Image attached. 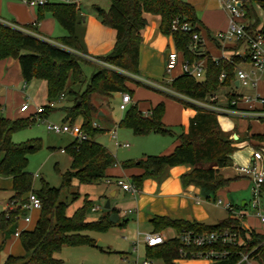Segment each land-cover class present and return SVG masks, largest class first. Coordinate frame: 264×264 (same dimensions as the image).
I'll list each match as a JSON object with an SVG mask.
<instances>
[{"label": "trees", "instance_id": "obj_1", "mask_svg": "<svg viewBox=\"0 0 264 264\" xmlns=\"http://www.w3.org/2000/svg\"><path fill=\"white\" fill-rule=\"evenodd\" d=\"M260 6L264 9V2L260 1ZM37 8L38 19L45 11L50 12L66 31L65 35L56 38L54 41L58 44H55L0 22V60L16 59L24 81L43 80L49 103L69 89L70 78L71 84L78 86V90L69 89L72 105L64 108L66 117L73 122L77 116H81V129L88 138L82 141L73 139L65 147L71 164L70 169L61 174L62 182L59 187L50 186L41 180L40 187L34 189L33 174L26 169L27 156L39 149L40 142L30 140L17 143L11 139L13 132L30 126L34 119L32 115L6 118L1 113L0 106V175L11 178L12 195L7 200V207L10 204L15 205L12 209L8 207L9 209L0 212V232L3 237L15 232L17 220L25 212L22 205L27 202L29 193L36 194L41 202L34 227L23 229L18 234L20 244L28 257L8 255L4 264H60L61 259L56 257V253L63 245H95L96 241L85 234L86 231H103L111 226L123 227L126 224L125 219L112 223L109 220V212L97 220L87 221L86 211L92 200L84 201L71 215H67L69 203L60 201V193L62 189L71 185L72 180L79 184H90L106 179L108 177L106 169L116 163L114 155L94 140V135L99 131L96 126H92V114L96 107L91 99L92 95L96 94L109 96L113 92L131 93L127 87L129 77L123 72L130 74L138 72L140 31L145 25L144 12L160 16V32L172 36L175 49L184 59L191 62L203 59L206 63L204 75L200 79L187 74L174 77L170 85L175 91L206 101L219 86L231 85L235 78L233 63L222 58H214L206 51L194 53L189 49L191 33L199 31L196 26L199 20L194 7L186 0H109L107 9L94 5L93 11L100 22L116 31L113 48L98 58L116 69L98 68L86 83L80 66V61L85 62L81 59V54H84L85 50L82 41L83 16L79 7L74 3L51 2ZM245 8L246 15L251 17L250 6ZM175 16L191 23L193 30L170 33V24ZM22 27L34 29L33 25ZM223 72L225 77L220 81L219 75ZM226 96L227 103L231 106L230 102L236 95L234 92H228ZM180 102L191 106L196 112L189 118L186 131L177 135L179 144L172 152L148 154L137 160L122 161L120 165L123 168L136 166L142 169V173L130 177V182L139 189L144 179L159 177L169 167L186 164L191 166V169L181 175L182 184H193L214 194L231 180L221 175L219 169L232 165L231 155L237 150L236 143L247 139L234 140L229 132L221 128L219 114ZM44 106L45 111L40 114L42 116L53 109L50 105ZM164 111L163 102L157 103L146 114L140 111L137 103H133L125 109L118 126L130 128L136 135L152 132L172 135V129L162 121ZM261 121L264 124V119ZM249 137L264 144V131L251 133ZM257 148L264 153V147ZM112 211L119 213L117 208H113ZM149 222L154 232H163L171 228L177 234L154 246L145 245L146 257L162 259L164 264H177L175 260L181 258L179 248L182 244L178 234L189 229L204 232L225 227L237 231L241 236V242L217 244L216 248L225 249L229 253L224 258L201 264H236L244 253H250L257 264H264V233L245 230L238 219L230 216L215 225L160 215L153 216ZM183 249L189 251L187 248Z\"/></svg>", "mask_w": 264, "mask_h": 264}, {"label": "crops", "instance_id": "obj_2", "mask_svg": "<svg viewBox=\"0 0 264 264\" xmlns=\"http://www.w3.org/2000/svg\"><path fill=\"white\" fill-rule=\"evenodd\" d=\"M83 1L84 0H80L78 7L80 9L81 15L83 16L82 41L85 50L84 55L92 58L98 57L108 53L113 48L115 43L116 31L112 27L103 25L100 22L99 18L95 15V12L93 11L92 7L96 5L97 7L107 9L109 4L106 7H104L98 2H93V0L92 2L87 4L83 3ZM186 1L192 5L191 0H186ZM143 16L145 18V25L140 31L141 43L139 48V66H138V72L134 74L135 76L134 82L136 84L127 85L128 89L131 90V93L128 92L131 96V101L125 105L122 104V107L123 110L125 111V109L130 104L137 103L140 111L146 114L148 113L149 109L155 106L157 103L163 102L165 106V111L162 121L166 126L172 129L173 134L164 135V134L152 132L145 135H139V138L136 139V142H138V148L134 152V154H131L132 158L135 160L139 159L138 158L139 156L143 157L144 155H148V154H168L172 152L174 147L177 144H179V139L177 138V135L181 132L186 131L189 118L196 112V110L191 106H186L182 102H180V100L171 98L157 89H154L148 85L145 86H147L151 90L149 89L147 90L141 86H138V84L139 85L142 84L139 82L138 79L149 80L151 82L158 83L162 79L165 80L173 79L174 77L181 74L180 69L176 68L175 70L172 71L171 74H168V77L165 76L166 55L169 50L175 48L172 36L165 35L160 32L159 15L144 12ZM251 18H253L252 15ZM0 19L6 23H13L18 26L33 25L34 23L33 25L34 29L32 30L36 32L41 38L47 39L49 41L50 40L54 41L56 38L63 36L66 33V31L59 25V23L55 20V18L51 15L50 12L45 11L42 17L38 19V8L34 6H29L23 3L21 0H0ZM198 20L199 21L197 22L196 26L198 27L199 35L203 39V51L208 52L214 58H219L220 56H222L223 52L219 49V46L214 39V36L216 32L222 31L227 27L228 18L226 13L222 10V8L218 3L217 6L212 7V9L205 14V18L201 17L198 18ZM210 44L215 45L219 53L218 56H213L210 53V50L208 48V45ZM178 53H179V57L183 58L181 53L180 52ZM235 81L236 80L233 79L230 86H232L233 84L235 85ZM23 82L24 80L21 76L19 64L16 59L5 58L0 60V85H3L5 87V95L0 96V105L5 101L6 96L10 97V93H11L10 87L19 86ZM27 82L28 81H26V87H27ZM68 82H71L70 78ZM140 90L145 91V94L140 93ZM216 91L210 97H208L207 100L211 101V103L216 104L218 106L226 107L228 105L227 97H226V104L219 105ZM229 92H233V90ZM113 93L117 94L122 92H113ZM61 96H64V94H62ZM109 96H112V93ZM25 101H26L25 99H21L19 104L15 105V108H13V110L11 108L7 111L6 109H4L3 116L6 118L14 119L18 117H26L28 116L27 113L31 114L34 111L35 106L33 107L29 106V109L24 112L19 110L20 105ZM50 103H53L52 106L54 107V102L51 101ZM170 106H174L178 114L180 115V121L182 122L180 132H176L173 129L174 125H171V122H169L167 119L166 112ZM98 115L101 117H105V114L100 110L98 111ZM118 122L114 124L118 126ZM96 126L99 127V125L97 124ZM220 126L224 131L229 132L230 134L234 130V129L223 128L221 124ZM100 129L102 131L104 130L102 128ZM110 131L114 132L115 135L114 144L116 147H122V148L130 147V144L128 142H122L118 140L116 136L117 132L115 131V129H112ZM251 133L253 132H250V134ZM238 138L239 137L236 134L233 135L234 140H237ZM246 142L247 140L240 141L236 143V146H237V150L243 147H247L249 149V156L246 161L247 163L253 149L255 148L249 147V145L245 144ZM116 143L119 144L116 145ZM123 144H127V146ZM260 147H264V145ZM256 149L261 150L257 147ZM107 150L110 153H112L109 149ZM237 150H235L231 155L232 160L234 153ZM120 162H117L116 160V163L114 164L117 165L116 167H118V170L114 171L111 168V166L106 169V175L108 177L104 179V181L107 185L112 186L109 189L110 207L112 209L113 208L120 209L121 205H124L123 212L131 215L130 218L129 217L125 218V220H127L126 224L120 228L124 229L123 230V232L125 233L124 237L134 245L135 251H137L138 243L143 242L142 233L153 231V228L149 221L155 215L167 216L171 219H183L187 221L195 220L198 222L205 223L207 225H215L219 221L229 216L235 218V216L232 215V212L225 208L226 204L231 205L234 212L235 211L237 213L242 212L241 214H243V218L246 217L245 213L243 212L246 209L249 210L248 208L249 199L242 200L241 204L238 205L239 200H237L238 198L236 196V191H237L236 184L238 182L233 181L234 179L237 178H244L247 181H249V179L239 175L236 170H235L236 174L234 173L233 176L226 173H222L223 171L225 172L226 167L219 169L221 175H223L224 177L231 178V180L225 187L217 190L214 194L193 184H188V185L182 184L181 175L187 173L191 169V166L186 164H180L169 167L159 177L144 179L141 187L137 189L135 193H132L129 191H124L119 185L115 183V180L119 178L124 181L130 182V177L132 175H137L142 173V169L136 166L130 168H123L120 165ZM263 167H264V153H263ZM10 183H11V178H10ZM248 185H250V181L248 182ZM217 201L220 202L217 203ZM263 201H264V183H263ZM95 208L98 209V207ZM36 210L37 209H33L30 211V213H34ZM107 212L114 213L112 210L110 211L107 210L104 214H106ZM117 214H118V219H120L119 213ZM251 216L255 221L257 220V217L252 212H251ZM235 219H238L240 222L239 217ZM31 220H32V216L30 215L29 222H31ZM129 220H131L132 223H128ZM240 225L245 230H253L260 234L264 233V226L259 224L258 221L250 225H245L242 222H240ZM260 225L262 227H260ZM32 228L33 227L28 226L25 229H32ZM16 231H21V230H18L16 227L15 232ZM15 232L5 237H3V235L0 232L1 235L0 238L2 239L1 248L4 246L6 242L10 241V237L12 235L15 236L17 240H19L18 235H15ZM9 251H11V253L7 254L4 257V260L0 259V264H4L5 259L8 255L24 256L25 258L28 257V254H26L25 251L24 254H18V252L13 249H9ZM187 264H201V263L192 262Z\"/></svg>", "mask_w": 264, "mask_h": 264}, {"label": "rangeland", "instance_id": "obj_3", "mask_svg": "<svg viewBox=\"0 0 264 264\" xmlns=\"http://www.w3.org/2000/svg\"><path fill=\"white\" fill-rule=\"evenodd\" d=\"M246 2L251 10H252V20L254 21L251 25H258L259 23L264 22V9L260 6V1L264 2V0H243ZM92 2V0H84L83 3L87 4ZM93 2H98L102 6L106 7L109 4V0H93ZM192 6L195 9V13L198 18L204 17L205 14L208 13L212 7L217 6L218 2L216 0H191ZM52 43L58 44L56 41H51ZM219 49L224 52L225 55H229L232 48H237V46H222L218 45ZM210 53L213 56H218V51L214 44L208 45ZM80 66L83 72V76L85 78V83L89 82L92 74L96 72V69L102 67H112L110 64L101 60L98 57H88L84 54H81ZM240 67L244 69H248L249 65L247 63L240 64ZM123 72V71H122ZM125 75L129 77L127 82L128 84H136L134 81V74H130L127 72H123ZM166 73V71H165ZM168 77V74L165 75ZM172 79H162L158 82L160 89L163 94L174 98L176 100H181L183 94L175 91L170 83ZM69 89L76 91L78 90V86H74L71 82H68ZM21 83L19 86H11L10 97H5V101L0 105L1 113L3 114V110H9L10 108L13 110L15 105L19 104L21 99H25L26 102L30 104V106H41V105H50L47 102L46 98V85L43 80L32 79L27 82V87L22 88ZM138 86L143 87L144 89H149L147 86L138 84ZM69 89L64 91V96H59L57 99L53 100L54 107L53 109L48 111L47 115H32V119H34L33 124L30 126L15 131L11 135V139L13 142H25L30 140H39L40 147L36 151L28 154V164L27 170L33 174V187L34 189H38L41 185V180L47 182L50 186L59 187L62 182L61 174L70 169V156L66 151H61V149H65V146L73 140V136L70 134H55L46 129V125L48 123H62L69 122L66 117L65 107L72 105V95L69 92ZM151 90V89H149ZM235 93L236 98L239 95L256 97L258 95H264V72L257 73V84L255 87L251 86H219L216 95L218 97L219 105L226 104V93L232 91ZM128 93L129 91H125ZM123 93V92H122ZM122 93H112V96H102V95H92V103L96 107V111L92 114V122H95L99 125L100 128L104 129L103 131L97 127L98 133L94 135V140L104 147L109 149L112 154L116 157L117 162L127 161V160H135L132 158L131 154L138 148V142L136 139L139 138V135H136L132 132L130 128L127 127H118L116 124L124 113L121 95ZM130 93V92H129ZM140 93L145 94V91L140 90ZM5 95V87L0 85V96ZM141 100V99H140ZM143 100V99H142ZM206 103H211V101L206 100ZM241 103V102H240ZM98 108L101 112L105 114V117H101L98 115ZM47 109V108H46ZM28 116L30 115L27 113ZM167 119L171 122V125H174L173 129L176 132L181 131L182 122L180 121V115L178 114L176 108L174 106H170L166 112ZM264 119V116H246V115H220L219 120L220 124L223 128L234 129L232 131L231 137L236 134L239 138L247 139L245 144L249 145L251 148L260 147L264 145L262 142H259L255 139H251L249 137L250 132L253 133H262L264 131V124L261 121ZM178 120V121H177ZM74 124H81L82 117L77 116L73 121ZM248 125H250V129L247 130ZM93 126V123H92ZM94 127V126H93ZM115 129L117 132L118 140L122 142H128L130 144L129 148L116 147L114 144L115 135L114 132L110 130ZM249 156V149L247 147H243L238 149L233 156L232 165L226 167L225 172L229 175H233L235 173L234 166L246 163L247 158ZM139 156L138 158H140ZM117 165L111 166V168L116 171L118 170ZM37 173V176H34ZM236 174V173H235ZM234 176V175H233ZM233 181H237L236 184V196L238 201V205L241 204V201L244 199H249L250 197V185L244 178H237ZM112 186H109L105 183L104 180H101L96 183L83 184L77 183L75 180H72L71 185L68 188H64L60 193V201H64L69 203L68 208L66 209V214L71 215L73 211L81 206L84 201L92 200L91 205L88 207L86 211V220L93 221L97 220L100 216L104 215L107 211L104 208V204L107 199H109V189ZM249 187V188H248ZM12 195L10 178L7 176L0 175V212L6 208H14V204H10L8 207L6 206L8 198ZM112 203V200H111ZM95 207L98 209L94 210ZM8 208V209H9ZM124 205H121L119 209V221L124 220L127 217H131L130 214L124 213ZM242 213V212H241ZM243 213H245L246 217L239 216L240 222L245 225L253 224L256 221L259 224L264 226V223H261L258 219L255 221L251 216V211L246 209ZM31 215V222H25L23 217L25 215ZM39 210H36L34 213H30L29 211L23 212L16 223V227L18 230H23L28 226L34 227L35 222L38 218ZM128 223H132L129 220ZM260 225V227H262ZM124 229L119 226H111L103 231L96 230H88L85 234L92 237L96 242L100 241L104 243L105 246L97 247L96 245H88V244H79V245H63L59 252L56 253V257L61 259L60 264H129L131 261L135 260H143L146 258L145 255V246L143 242H139L137 246V251L134 250V245L128 241L123 232ZM167 238L176 236V232L168 228L162 232ZM1 236V235H0ZM141 238V237H140ZM2 239L0 238V259L4 260V257L7 254H10L11 251L9 249H13L18 252V254H24V250L17 238L15 236L10 237V241L6 242L4 246L1 248ZM148 258V257H147ZM149 264H164L162 259L159 258H148ZM192 262L205 263V260L202 259H184L179 258L176 260L177 264H187Z\"/></svg>", "mask_w": 264, "mask_h": 264}, {"label": "built area", "instance_id": "obj_4", "mask_svg": "<svg viewBox=\"0 0 264 264\" xmlns=\"http://www.w3.org/2000/svg\"><path fill=\"white\" fill-rule=\"evenodd\" d=\"M23 3L39 7L51 2L61 3H74L77 7L80 0H21ZM222 10L226 13L228 22L227 27L215 33L214 39L218 45L222 46H237L232 48L229 55H225L224 52L222 58L229 63L234 64L235 80L238 81V85L255 87L257 84V73L264 72V22L258 25L253 24L251 17L246 15L245 6H249L243 0H216ZM0 22L10 25L13 28L21 30L23 32L37 35L33 31L26 29L25 27L15 25L13 23H6L0 19ZM34 25V23H33ZM193 30V26L186 20L175 16L170 24V33L176 31L190 32ZM40 37V36H39ZM44 39V38H43ZM47 40V39H46ZM189 49L194 53L203 52V39L199 35V32L193 31L191 33V41ZM247 63L249 68L246 70L240 67V64ZM176 68L180 69L181 74L192 75L197 79L203 77L206 63L203 59L191 62L188 59L180 58L178 51L174 48L169 50L166 55L165 70L167 74H171ZM225 73L219 75V80L224 79ZM140 83L148 85L154 89L161 90L160 86L156 82L149 80L138 79ZM26 87V81L23 82L22 88ZM181 100L190 105H194L205 111H213L219 115H246V116H264V95H258L256 97L239 95L237 99H232L230 105L221 107L213 103H206V101L197 100L189 96H182ZM122 104L125 105L131 101L129 93L123 92L121 95ZM241 102V103H240ZM53 103H50L52 106ZM29 103L24 102L20 105L19 110L24 112L29 109ZM233 106V107H232ZM45 111V106H35L34 111L30 115H40ZM93 126H96L93 123ZM46 129L55 134H70L73 139L77 141L86 140L88 135L82 131L81 124H74L72 122L62 123H48ZM119 143H116L118 145ZM127 146V144H123ZM65 151V149H61ZM235 170L242 177H246L250 181V198L248 201L249 210L257 217V219L264 223V201H263V183H264V167H263V153L261 150L253 149L251 156L247 163L235 166ZM37 176V173L34 175ZM115 183L119 185L124 191L135 193L137 188L128 181L122 179L115 180ZM220 201H217L219 203ZM25 211H31L33 209L39 210L41 208V202L34 193H29L27 202L22 205ZM225 208L232 212L235 218L242 216L243 214L233 211L231 205L226 204ZM96 209V208H94ZM25 222L30 221V215L23 217ZM19 231L15 232L18 235ZM167 237L162 232H144L142 233V240L147 246H154L162 243ZM178 239L182 244L179 248L181 258L184 259H202L206 262H212L224 258L229 252L225 249H218L215 246L217 244H234L241 242L240 234L228 227L215 230L198 232L193 229L185 230L178 234ZM187 248L189 251H185ZM150 261L146 257L143 260L137 258L131 261L129 264H149ZM236 264H257L255 260L250 256V253H244L241 255L240 260Z\"/></svg>", "mask_w": 264, "mask_h": 264}, {"label": "water", "instance_id": "obj_5", "mask_svg": "<svg viewBox=\"0 0 264 264\" xmlns=\"http://www.w3.org/2000/svg\"><path fill=\"white\" fill-rule=\"evenodd\" d=\"M235 86L237 87L238 86V81H235ZM104 208L108 211L112 210V208L110 207V203H109V199L106 200L105 204H104ZM109 220L112 222V223H116L119 219H118V214L117 213H110L109 215ZM95 245L97 247H103L105 246L104 243H101L100 241L96 242Z\"/></svg>", "mask_w": 264, "mask_h": 264}]
</instances>
